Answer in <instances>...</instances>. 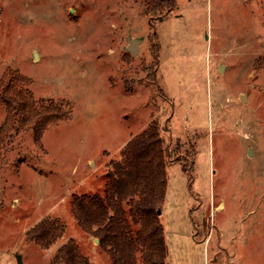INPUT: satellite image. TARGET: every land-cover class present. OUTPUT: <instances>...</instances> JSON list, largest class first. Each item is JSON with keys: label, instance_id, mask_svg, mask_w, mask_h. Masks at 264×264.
<instances>
[{"label": "rangeland", "instance_id": "obj_1", "mask_svg": "<svg viewBox=\"0 0 264 264\" xmlns=\"http://www.w3.org/2000/svg\"><path fill=\"white\" fill-rule=\"evenodd\" d=\"M143 11L0 0V264H264V0ZM9 84L68 118L13 136Z\"/></svg>", "mask_w": 264, "mask_h": 264}, {"label": "trees", "instance_id": "obj_2", "mask_svg": "<svg viewBox=\"0 0 264 264\" xmlns=\"http://www.w3.org/2000/svg\"><path fill=\"white\" fill-rule=\"evenodd\" d=\"M178 0H144V16L151 19H162L177 8ZM16 85H7L2 92V98L7 105V121L13 136L21 132L35 131L36 139L49 125L59 124L68 118L62 106L53 102L38 106L31 92H16ZM14 89V90H13ZM1 132V131H0ZM0 136H3L0 133ZM2 138V137H1ZM13 137H9V140Z\"/></svg>", "mask_w": 264, "mask_h": 264}, {"label": "water", "instance_id": "obj_3", "mask_svg": "<svg viewBox=\"0 0 264 264\" xmlns=\"http://www.w3.org/2000/svg\"><path fill=\"white\" fill-rule=\"evenodd\" d=\"M139 43H140V40H130L129 41V45H128L127 49L134 56L138 55V53H139V49H140L139 48ZM17 259H18V263L19 264H24L22 256L20 254H18Z\"/></svg>", "mask_w": 264, "mask_h": 264}]
</instances>
